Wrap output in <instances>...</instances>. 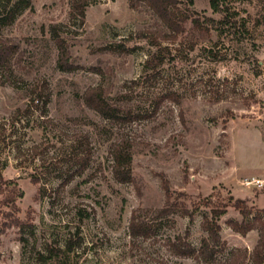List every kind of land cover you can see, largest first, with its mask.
Masks as SVG:
<instances>
[{
  "label": "rangeland",
  "instance_id": "374dc122",
  "mask_svg": "<svg viewBox=\"0 0 264 264\" xmlns=\"http://www.w3.org/2000/svg\"><path fill=\"white\" fill-rule=\"evenodd\" d=\"M219 1L179 0L185 30L175 40L150 7L129 0L91 3L84 25L70 0H33L1 30L15 52L0 64V167L24 195L0 215V264H225L233 250L253 264L259 230L242 234L229 220L245 218L230 205L238 198L246 219L264 217V0ZM61 53L73 68L60 67ZM93 87L146 117L109 121L85 103ZM42 88L46 114L36 100L14 122ZM86 136L90 165L63 186ZM122 140L132 182L112 172ZM168 195L193 219L178 208L157 215ZM226 204L215 260L174 252L178 236L199 248L205 216ZM135 213L153 224L150 236L132 235Z\"/></svg>",
  "mask_w": 264,
  "mask_h": 264
},
{
  "label": "trees",
  "instance_id": "16d2710c",
  "mask_svg": "<svg viewBox=\"0 0 264 264\" xmlns=\"http://www.w3.org/2000/svg\"><path fill=\"white\" fill-rule=\"evenodd\" d=\"M96 1L97 0H70V17L78 20L80 25H84L86 9L91 3ZM129 2L132 7H137L141 3L150 7L154 14L173 32L168 35L172 40H175L177 35L185 30V19L178 12L179 0H129ZM211 4L214 8H219L220 1L211 0ZM33 8V0H0V64L9 62L15 52V46L11 45L10 40L1 34V30L4 27L13 24L16 18L25 10ZM198 24L199 22L197 20L196 25ZM58 28L59 25H51V34L59 44H62L63 39ZM62 55L63 53H61L59 58L60 67L63 69L73 68V64H69V61L64 59ZM150 63L151 61L149 60L148 64ZM45 90V88H42L37 95L32 96V103L28 104L26 108L19 107L13 114V121L15 122L16 120H19L24 114H30L32 112L31 107L36 100L39 102L44 99V107L41 114L45 115L46 105L49 100V96ZM170 96L174 99L177 98L175 93H171ZM84 100L89 108L113 123L132 122L146 117L144 114L135 113L132 108H126L113 102L112 98L105 95L100 87L87 89L84 93ZM80 146L81 153L78 151H75L74 153V165L77 167L75 169L72 168V171H70L61 182V185L63 186L71 182L76 175L83 174L90 165L92 151L88 136H86V139L82 141ZM111 154L114 160L112 172L115 179L120 182H132L134 180L131 170L132 152L128 141L122 140L114 143ZM0 195H2V197H0V215H5L3 210L4 207H9L11 210L16 209L17 199L24 195V191L19 188L18 183L15 180H7L4 178L1 167ZM168 196L169 198L165 207L161 208L157 215L167 216L178 208V210H181L182 214L190 215L191 220L193 219L194 211H189L186 206L177 201L171 200V195ZM242 203H244V200L238 198L234 199L230 205L240 208L245 218L242 221L233 219L229 220V224L235 231L242 234H246L252 229L259 230L260 237L252 254V262L253 264H264V217L258 214L251 220L246 219L251 213V210L243 207L241 205ZM226 206L228 205L226 204L224 207H214L212 209V217L205 216L203 227L208 232V236L204 237L199 248L194 247L185 237L178 236L175 240L169 239L170 246L174 252L182 257L196 256L205 261L215 260L218 253L225 248L220 234L221 224L219 221L221 216L226 213ZM130 227L131 233L134 236H150L154 231L153 224L139 220L136 213L133 214ZM68 246L69 248H72L71 244ZM225 264H242L238 259L237 250L231 252V255L226 259Z\"/></svg>",
  "mask_w": 264,
  "mask_h": 264
}]
</instances>
